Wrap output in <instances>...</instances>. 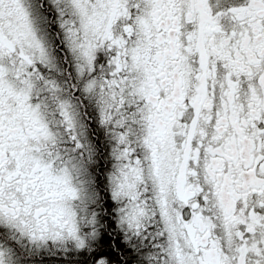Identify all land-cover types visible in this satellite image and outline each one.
I'll list each match as a JSON object with an SVG mask.
<instances>
[{"label":"snow or ice","instance_id":"obj_1","mask_svg":"<svg viewBox=\"0 0 264 264\" xmlns=\"http://www.w3.org/2000/svg\"><path fill=\"white\" fill-rule=\"evenodd\" d=\"M0 264H264V0H0Z\"/></svg>","mask_w":264,"mask_h":264}]
</instances>
